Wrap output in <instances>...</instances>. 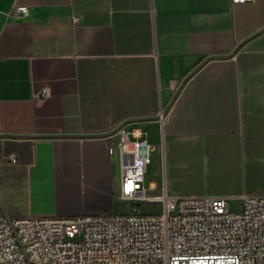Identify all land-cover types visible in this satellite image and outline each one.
I'll use <instances>...</instances> for the list:
<instances>
[{"label": "crops", "instance_id": "0c3cea01", "mask_svg": "<svg viewBox=\"0 0 264 264\" xmlns=\"http://www.w3.org/2000/svg\"><path fill=\"white\" fill-rule=\"evenodd\" d=\"M121 127L176 197L264 196V0H0V211L128 212Z\"/></svg>", "mask_w": 264, "mask_h": 264}, {"label": "built area", "instance_id": "2783aa9c", "mask_svg": "<svg viewBox=\"0 0 264 264\" xmlns=\"http://www.w3.org/2000/svg\"><path fill=\"white\" fill-rule=\"evenodd\" d=\"M116 150L118 198L128 212L11 218L0 211V264H264V196L243 195L237 213L225 197H171L142 185L151 150L145 131L119 128ZM141 203L152 212L142 213Z\"/></svg>", "mask_w": 264, "mask_h": 264}, {"label": "rangeland", "instance_id": "374dc122", "mask_svg": "<svg viewBox=\"0 0 264 264\" xmlns=\"http://www.w3.org/2000/svg\"><path fill=\"white\" fill-rule=\"evenodd\" d=\"M148 138V144L150 145V162L147 165L146 172L143 175V187L148 188L150 185H154L156 189H166L165 191L168 193L169 196H174L176 195L172 194V189L171 185L169 182V179L166 176L165 172V167H164V157H165V151H163V145L161 141V137L159 135L157 136H152L150 135ZM189 182V181H188ZM195 184L192 181V183H178L176 184V189L175 192L177 194H180L182 190L185 188L191 189L195 188ZM181 196V195H178ZM117 194H112L110 197V205H119L117 203ZM227 203L229 205V211L230 212H240L242 209L243 201L242 199L239 198H234V199H228ZM125 206L124 203L120 205V207ZM133 208V207H132ZM139 209L142 213H150L152 212V207L146 204L141 203L139 205ZM157 210V209H155ZM111 213V211H109ZM105 214H108V212H105ZM113 214V213H112Z\"/></svg>", "mask_w": 264, "mask_h": 264}]
</instances>
